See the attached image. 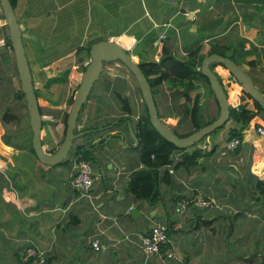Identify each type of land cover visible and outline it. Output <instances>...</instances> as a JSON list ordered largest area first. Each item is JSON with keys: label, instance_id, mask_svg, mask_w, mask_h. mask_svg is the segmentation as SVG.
I'll return each instance as SVG.
<instances>
[{"label": "crops", "instance_id": "0c3cea01", "mask_svg": "<svg viewBox=\"0 0 264 264\" xmlns=\"http://www.w3.org/2000/svg\"><path fill=\"white\" fill-rule=\"evenodd\" d=\"M15 11L48 154L65 139L66 116L80 78L73 66L91 60L79 49L99 41L119 42L137 62H158L163 47L186 60L200 46L198 70L214 47H222L264 94V0H17ZM8 38L0 3V264H30L23 253L31 246L45 253V264H264V136L257 132L264 115L247 124L231 120L190 147L189 152L207 153L190 168L178 165L184 151L176 152L173 164L160 170L161 178L165 170L170 176L160 182L159 201H137L127 187L132 173L144 166L129 121L117 119L126 115L118 93L133 108V130L145 109L131 71L120 61L110 62L115 65L103 70L80 113L79 136L69 155L47 165L33 148L29 110ZM63 61L69 66L58 68ZM213 64L230 107L254 110L253 99L231 71ZM68 71L69 81H60ZM195 83L201 120L211 122L220 114L218 100L204 79ZM175 92L166 82L156 89L159 114L177 133H191L194 125L181 115ZM6 113L16 119L5 120ZM231 135L242 139L234 151L226 145ZM81 145L93 154L90 190L71 184ZM199 195L213 204L196 205ZM182 200L188 201L184 208ZM158 222L169 225L174 258L164 252L147 255L141 246V237ZM95 239L101 241L100 250L92 246Z\"/></svg>", "mask_w": 264, "mask_h": 264}, {"label": "water", "instance_id": "95a60500", "mask_svg": "<svg viewBox=\"0 0 264 264\" xmlns=\"http://www.w3.org/2000/svg\"><path fill=\"white\" fill-rule=\"evenodd\" d=\"M0 3L3 8L6 22L10 29V40L16 57L23 95L26 99L29 110L33 132V148L38 159L44 164H59L69 155L73 147L74 140L79 136V134L76 132V129L81 110L84 104L88 101L95 82L100 79L106 62L121 61L127 66L138 82L143 100L148 108L151 123L165 139L172 142L179 148L193 147L205 137L224 126L230 119L231 107L228 94L221 80L211 67L213 63H220L228 68L235 79L242 84L243 88L264 109V94L248 77L245 70L230 57L221 55L219 53H212L203 59L201 71L209 78L212 90L214 91L220 106V114L215 120L203 126L202 128L192 132L189 135L180 136L171 128V126H169V124L161 119L151 85L147 76L140 67L139 62H137L131 53L119 42L103 40L93 44L90 49L91 60L87 64V68L82 75L80 86L76 91L71 110L68 114L65 139L54 153L48 154L44 149L41 139L43 127L42 115L23 42L21 24L11 0H0ZM20 97H22V94H20ZM128 125L129 130L134 136L138 145V140L130 121L128 122ZM121 137L124 140V135H121ZM95 159L97 162H99L98 158L95 157ZM137 213V209L132 211L134 216Z\"/></svg>", "mask_w": 264, "mask_h": 264}, {"label": "trees", "instance_id": "16d2710c", "mask_svg": "<svg viewBox=\"0 0 264 264\" xmlns=\"http://www.w3.org/2000/svg\"><path fill=\"white\" fill-rule=\"evenodd\" d=\"M11 2L13 7L15 8L17 5V0H11ZM8 45L12 47V43L9 38ZM91 47L92 45L86 46L80 48L79 51L86 50L88 56L91 57ZM200 49L201 48L199 46L191 50L188 53V58L186 60H180L173 55L170 49H168L167 47H163V54L158 62H139L140 67L148 78L154 95L156 93V89H158V87L165 82L170 87L176 89L175 96L176 100L178 101L179 107L181 108V115L183 116V118L186 117L192 121L194 125V131L210 123L201 120L200 97L199 95L194 94L198 91V88L195 83L196 80H198L199 78L204 79L207 82L209 90L214 94L209 78L204 75L201 70H198L197 59L200 54ZM212 53H219L221 55H224L222 47H214L211 50V54ZM81 61L84 63L83 59ZM121 63L124 64L123 62ZM216 64L218 63H214L213 65ZM81 68V74L83 75L84 71L87 68V65L82 64ZM69 73L70 72L68 71L67 73L62 75L60 77V81L67 83L69 81ZM82 75L78 80H76V90L80 86ZM244 94L248 98L253 99L252 96L245 89ZM118 95L125 105L126 115L121 116L117 119L119 120V122L132 121L133 108L131 107L129 99L127 97H123L120 93H118ZM73 100L74 97H72L71 99V104L73 103ZM253 101L255 105L254 110L248 109L246 107L241 110L238 108L231 107V116L228 122L231 120H242L245 124H247L250 123L256 115H264V109L260 106L257 101H255L254 99ZM86 103L84 104V106L86 105ZM144 107V112L138 116L134 127V132L138 140L137 148L140 151V161L142 162L144 168L136 170L132 173L127 190L128 192L134 195L137 201L146 200L149 201L150 204H155L159 201L161 197V180H163L164 177L168 180L170 176V172L168 170H165L164 176L163 178H161L162 176L160 175V170L164 167L173 164L176 152L184 151V154L182 155V160L181 162H179L178 165L186 166L187 168H190L195 163H198L199 159L205 157L207 153H204L201 149H194L193 151L189 152V148H179L172 142L165 139L151 123L148 108L145 102ZM4 117L5 120L6 117H9V120L16 119V117L10 113H6ZM67 119L68 114L66 116L65 121V131L67 129ZM108 124H112V122ZM191 133L177 134L180 136H186ZM235 136L231 135L230 138H233ZM77 154H82V158L89 160L93 163V154L89 153V151H87L83 145L78 147Z\"/></svg>", "mask_w": 264, "mask_h": 264}, {"label": "built area", "instance_id": "2783aa9c", "mask_svg": "<svg viewBox=\"0 0 264 264\" xmlns=\"http://www.w3.org/2000/svg\"><path fill=\"white\" fill-rule=\"evenodd\" d=\"M163 36V35H162ZM258 134L264 136V125L257 127ZM242 143V139L239 137H233L227 142V148L229 150H236ZM154 157V155H153ZM92 162L82 158V154H79L75 159V167L78 169L76 174L72 177L71 184L73 188L80 190H90L94 178L92 175L93 168ZM194 203L201 207H208L213 204V201L204 198L203 196H196L193 200ZM188 204L187 200H182L180 205L182 208ZM133 209L132 207L130 210ZM169 225L167 223L158 222L154 224L150 231L141 237V246L147 255L158 254L164 252L168 258H174L175 252L172 248L168 247L169 239ZM92 246L96 250L101 249V241L95 239L92 242ZM23 261L30 264H45L47 258L45 253L39 250L35 246L28 247L23 253Z\"/></svg>", "mask_w": 264, "mask_h": 264}, {"label": "rangeland", "instance_id": "374dc122", "mask_svg": "<svg viewBox=\"0 0 264 264\" xmlns=\"http://www.w3.org/2000/svg\"><path fill=\"white\" fill-rule=\"evenodd\" d=\"M66 47H69V46H66ZM62 65L61 66H59L58 68H60V67H62V68H66V67H68L69 66V61H63V62H60ZM76 63V62H75ZM55 66H56V64H54ZM115 64H113V63H106L105 64V66H104V70L105 69H107V66H110V67H112V66H114ZM73 65L71 64V67H72ZM121 66V68H124L125 70H127V67L125 66V65H123V64H121L120 65ZM74 67V68H73ZM72 68L73 69H76V71H78L79 73H80V76L82 75L81 74V66L79 65V64H77V65H74ZM10 69H12V68H10ZM78 73V74H79ZM128 74L130 75V79L133 81V83L135 84V85H137L138 86V84H137V80H136V78H135V76L132 74V73H129L128 72ZM17 82H18V84H19V81H18V79H17ZM97 84H98V81L97 82H95V84H94V87H93V89H96V86H97ZM217 131H219L218 129L216 130V131H214L213 132V134L215 133V132H217Z\"/></svg>", "mask_w": 264, "mask_h": 264}, {"label": "flooded vegetation", "instance_id": "af4514ba", "mask_svg": "<svg viewBox=\"0 0 264 264\" xmlns=\"http://www.w3.org/2000/svg\"><path fill=\"white\" fill-rule=\"evenodd\" d=\"M106 63H110V62H106ZM106 63H105V64H106ZM101 75H102V74H101ZM81 111H82V110H81Z\"/></svg>", "mask_w": 264, "mask_h": 264}]
</instances>
